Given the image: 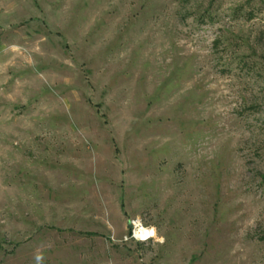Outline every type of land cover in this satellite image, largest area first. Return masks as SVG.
<instances>
[{
	"label": "rangeland",
	"instance_id": "obj_1",
	"mask_svg": "<svg viewBox=\"0 0 264 264\" xmlns=\"http://www.w3.org/2000/svg\"><path fill=\"white\" fill-rule=\"evenodd\" d=\"M0 264H264V0H0Z\"/></svg>",
	"mask_w": 264,
	"mask_h": 264
},
{
	"label": "built area",
	"instance_id": "obj_2",
	"mask_svg": "<svg viewBox=\"0 0 264 264\" xmlns=\"http://www.w3.org/2000/svg\"><path fill=\"white\" fill-rule=\"evenodd\" d=\"M130 223L131 227L127 229L122 241L148 243L159 240L155 227L144 224L140 219L131 220Z\"/></svg>",
	"mask_w": 264,
	"mask_h": 264
},
{
	"label": "water",
	"instance_id": "obj_3",
	"mask_svg": "<svg viewBox=\"0 0 264 264\" xmlns=\"http://www.w3.org/2000/svg\"><path fill=\"white\" fill-rule=\"evenodd\" d=\"M131 227V223L129 222V224H128V228H130Z\"/></svg>",
	"mask_w": 264,
	"mask_h": 264
}]
</instances>
